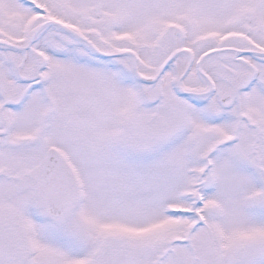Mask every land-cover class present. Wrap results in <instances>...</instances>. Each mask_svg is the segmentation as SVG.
Here are the masks:
<instances>
[{"label":"snow or ice","instance_id":"obj_1","mask_svg":"<svg viewBox=\"0 0 264 264\" xmlns=\"http://www.w3.org/2000/svg\"><path fill=\"white\" fill-rule=\"evenodd\" d=\"M0 264H264V0H0Z\"/></svg>","mask_w":264,"mask_h":264}]
</instances>
